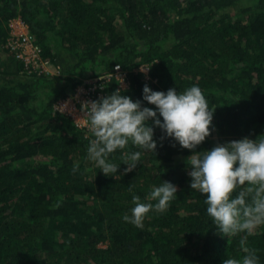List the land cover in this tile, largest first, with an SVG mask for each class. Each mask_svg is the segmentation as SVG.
Here are the masks:
<instances>
[{
	"label": "trees",
	"instance_id": "trees-1",
	"mask_svg": "<svg viewBox=\"0 0 264 264\" xmlns=\"http://www.w3.org/2000/svg\"><path fill=\"white\" fill-rule=\"evenodd\" d=\"M15 18L58 74L28 73L6 45ZM116 64L131 80L123 94L144 107L155 109L146 84L200 87L216 109L198 152L264 137V0H0V264H223L243 255L240 237L219 234L206 195L190 187L191 150L153 125L156 152L130 144L142 156L126 172L117 150L109 161L118 172L106 176L87 159V127L53 112L84 78ZM119 84L113 77L105 96ZM165 181L178 188L165 212H150L142 229L123 220L133 195L147 203ZM257 232L248 246L264 264V227Z\"/></svg>",
	"mask_w": 264,
	"mask_h": 264
},
{
	"label": "clouds",
	"instance_id": "clouds-1",
	"mask_svg": "<svg viewBox=\"0 0 264 264\" xmlns=\"http://www.w3.org/2000/svg\"><path fill=\"white\" fill-rule=\"evenodd\" d=\"M149 68L142 66L141 71L146 72ZM143 100L155 105V109L142 106V101H134L123 94L122 89L82 104L84 116L74 122L80 127L83 120V126L91 134L87 159L106 176L115 175L119 166L110 162L109 157L120 150L122 163L127 165L125 171L131 172L140 163L142 151L126 149L131 144L144 151L156 152L158 142L154 139L153 125L159 127L164 133L161 140L173 138L181 148L192 151L186 159L190 187L206 195V213L217 226L218 233L228 238L240 237L243 255L227 258L223 264H260L258 252L248 246V239L264 227V137L252 139L246 136L198 152L197 146L212 134L216 109L209 108L199 86L193 85L182 92L175 88L164 92L154 91L146 84ZM85 139H89L88 135ZM78 167V164L74 165L73 172ZM177 193V186L165 181L147 195V203L133 195L134 207L123 220L142 229L148 214L165 212Z\"/></svg>",
	"mask_w": 264,
	"mask_h": 264
},
{
	"label": "built area",
	"instance_id": "built-area-1",
	"mask_svg": "<svg viewBox=\"0 0 264 264\" xmlns=\"http://www.w3.org/2000/svg\"><path fill=\"white\" fill-rule=\"evenodd\" d=\"M14 20H17L16 25L13 23ZM14 20L11 22L12 36L9 37L6 45L15 52L18 58L24 61L26 71L32 73V71L38 70L40 72L58 74L60 72V65L52 62L48 57H44L41 47L33 41V34L29 26L21 18H15ZM149 71L150 69L144 72L143 78L146 83L152 81ZM113 77L120 82L118 89L128 88L131 84L128 71L122 68L120 64H116L111 71L84 78L83 82L75 88L73 93L59 98L54 103L53 112H62L73 117L74 120L82 118L84 116L82 104L86 101L96 100L98 97L105 96L106 85ZM80 123L83 127V120Z\"/></svg>",
	"mask_w": 264,
	"mask_h": 264
},
{
	"label": "rangeland",
	"instance_id": "rangeland-1",
	"mask_svg": "<svg viewBox=\"0 0 264 264\" xmlns=\"http://www.w3.org/2000/svg\"><path fill=\"white\" fill-rule=\"evenodd\" d=\"M16 22H17V20H14V22H13V23L16 25Z\"/></svg>",
	"mask_w": 264,
	"mask_h": 264
}]
</instances>
